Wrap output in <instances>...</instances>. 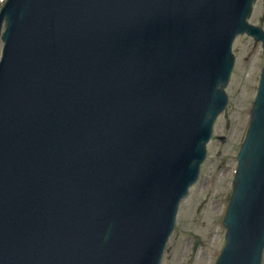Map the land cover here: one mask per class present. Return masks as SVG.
Masks as SVG:
<instances>
[{
    "label": "water",
    "instance_id": "obj_1",
    "mask_svg": "<svg viewBox=\"0 0 264 264\" xmlns=\"http://www.w3.org/2000/svg\"><path fill=\"white\" fill-rule=\"evenodd\" d=\"M255 0H8L0 264H160ZM217 264H260L264 68Z\"/></svg>",
    "mask_w": 264,
    "mask_h": 264
},
{
    "label": "rangeland",
    "instance_id": "obj_2",
    "mask_svg": "<svg viewBox=\"0 0 264 264\" xmlns=\"http://www.w3.org/2000/svg\"><path fill=\"white\" fill-rule=\"evenodd\" d=\"M4 1L0 2V7ZM263 12L264 0H258L250 22L264 28V22L260 23ZM2 45L0 40V56ZM232 52L235 65L226 89L228 104L215 127V136L224 135L227 141L220 144L214 138L209 144L198 185L179 208L175 230L166 245L161 264H213L223 245L225 232L221 220L231 192L236 155L249 124L248 113L263 65L260 44L249 37L237 38ZM218 151L222 153L220 158L216 156ZM221 161L225 163L222 168ZM195 237L199 238V247L192 256Z\"/></svg>",
    "mask_w": 264,
    "mask_h": 264
},
{
    "label": "snow or ice",
    "instance_id": "obj_3",
    "mask_svg": "<svg viewBox=\"0 0 264 264\" xmlns=\"http://www.w3.org/2000/svg\"><path fill=\"white\" fill-rule=\"evenodd\" d=\"M0 2H2V0H0Z\"/></svg>",
    "mask_w": 264,
    "mask_h": 264
}]
</instances>
